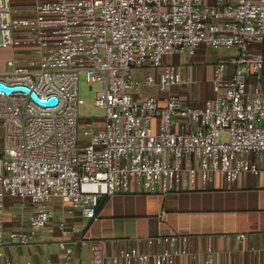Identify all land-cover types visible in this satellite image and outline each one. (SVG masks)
<instances>
[{"label":"built area","instance_id":"obj_1","mask_svg":"<svg viewBox=\"0 0 264 264\" xmlns=\"http://www.w3.org/2000/svg\"><path fill=\"white\" fill-rule=\"evenodd\" d=\"M263 43L264 0H0V49L18 51L0 70V85L14 88L0 89V264H73L81 248L89 264H105L104 240L81 225L70 230L67 216L54 221V199L70 217L77 211L91 221L102 199L123 191L167 194L210 188L219 177L264 178ZM203 45L236 54L215 64V96L186 104L174 91L182 74L164 59ZM145 68L141 81L136 72ZM81 74L90 90L98 85L103 118L87 124L84 140ZM9 197L35 209L26 229L6 236ZM54 223L59 259L10 256L8 248L32 246ZM145 241L160 249L121 250L113 264H177L188 253V237L177 233ZM206 264H214L211 248Z\"/></svg>","mask_w":264,"mask_h":264},{"label":"crops","instance_id":"obj_2","mask_svg":"<svg viewBox=\"0 0 264 264\" xmlns=\"http://www.w3.org/2000/svg\"><path fill=\"white\" fill-rule=\"evenodd\" d=\"M223 58L220 51L203 45L193 56L171 55L164 62L177 65L182 74L183 82L174 91L186 104L202 105L215 96L214 66ZM203 87V95L192 99L195 90ZM12 202L28 208L30 215L35 209L28 201L12 197L6 200L5 208ZM49 204L56 221L67 216L70 230L81 225L89 238L104 240L105 264H113L114 255L132 247L152 254L160 247L148 245L145 239L173 233L188 237V253L180 256L177 264H206L209 248L214 254V264H264V178L259 175L241 174L233 182L219 177L215 186L195 191L167 194L142 189L123 191L102 199L98 216L91 221L80 217L77 211L70 217L69 208L58 199ZM29 216L5 213L7 228L26 229ZM40 233L32 246L8 248L10 256L40 263L59 259L58 225L54 223ZM239 234L245 237L239 238ZM89 260L88 248H81L76 251L73 264H89ZM117 264L135 263L120 258Z\"/></svg>","mask_w":264,"mask_h":264},{"label":"rangeland","instance_id":"obj_3","mask_svg":"<svg viewBox=\"0 0 264 264\" xmlns=\"http://www.w3.org/2000/svg\"><path fill=\"white\" fill-rule=\"evenodd\" d=\"M264 45V43H263ZM223 55L224 58L228 57L229 55H235L236 54V50L232 49V50H219ZM12 56L18 57V51L17 50H11V49H0V70H3L6 67L7 61L12 58ZM149 70L147 68L143 69V70H139L136 72L138 78L141 81L145 80V76L146 73ZM79 93L80 96L85 100V105L81 108L80 110V118H79V138L81 140H84L85 137L83 135L84 130L87 128V124H90L89 127L92 125V123L95 120H103L102 116V111L96 106L95 101H96V92L98 90V85L95 84L93 87V90H90V86L87 83V79L86 76L81 74L79 76ZM212 87H213V81H212ZM205 87L201 89H199L200 91L195 90V92L192 94V99H199L200 96L203 95L202 92L203 89ZM146 94L149 93H153L150 90H146L145 91ZM212 98V97H211ZM222 139H225V136H221ZM0 147H1V142H0ZM15 198V197H12ZM10 204V203H9ZM29 205V204H28ZM30 207V206H27ZM9 212H13L15 214L18 215H23L25 218H27L30 215V210L28 208L23 209L21 203L19 202H12L10 205H7V207L5 208V213H9ZM33 212V211H32ZM56 221V220H54ZM15 230V231H21V229H19L18 227H14L12 228H7L5 235L8 236L9 232ZM41 234V233H40ZM39 238V235L37 237V239ZM14 248V247H11ZM21 248V247H20ZM15 249V248H14Z\"/></svg>","mask_w":264,"mask_h":264},{"label":"water","instance_id":"obj_4","mask_svg":"<svg viewBox=\"0 0 264 264\" xmlns=\"http://www.w3.org/2000/svg\"><path fill=\"white\" fill-rule=\"evenodd\" d=\"M0 89L6 90V91H8V92L14 90V88H9V87H6V86H4V85H0ZM22 89L27 90L26 88H22ZM33 97H34L35 99H37L36 96H35L34 94H33ZM38 101L41 102V103H44V104H53V103L56 102V98H55V97H52V98H50L48 101H42V100H38Z\"/></svg>","mask_w":264,"mask_h":264}]
</instances>
